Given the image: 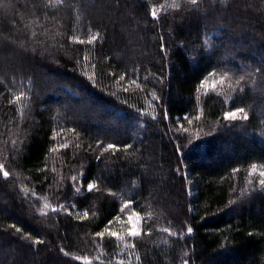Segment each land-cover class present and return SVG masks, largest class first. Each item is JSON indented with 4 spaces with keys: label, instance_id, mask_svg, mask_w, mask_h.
Instances as JSON below:
<instances>
[{
    "label": "trees",
    "instance_id": "1",
    "mask_svg": "<svg viewBox=\"0 0 264 264\" xmlns=\"http://www.w3.org/2000/svg\"><path fill=\"white\" fill-rule=\"evenodd\" d=\"M261 172L264 0H0V264H264Z\"/></svg>",
    "mask_w": 264,
    "mask_h": 264
},
{
    "label": "snow or ice",
    "instance_id": "2",
    "mask_svg": "<svg viewBox=\"0 0 264 264\" xmlns=\"http://www.w3.org/2000/svg\"><path fill=\"white\" fill-rule=\"evenodd\" d=\"M192 2L195 3L196 0H192ZM156 15H157L156 11H153V12H152V16H153V17H156ZM95 39H96V37H92V40H95ZM81 42H83V41H81ZM90 42H91V41H89V43H90ZM18 99H19V98H18ZM242 112H243V109H238L237 111L228 112V113H226V115H225V119H229V118H231V119H235V118L237 117V115H238L239 113H242ZM244 118H245V119L247 118L246 115L244 116ZM107 148H108V149H113V148H115V146H114V145H108ZM3 174H4V176H7V175H8L7 172H4ZM260 175H261L262 177H264V172H261ZM73 179H75V178H73ZM260 184L264 185V179L260 180ZM94 187H95L94 184H89V185H88V189H89L90 191H91ZM128 206H129L128 204H125V207H128ZM45 207H47V205H45ZM54 211H55V209H54ZM138 215H139V214H135V213L129 215V216H128V220H129V222H132V221L134 220V217H138ZM85 216H87V213H85ZM189 232H191V229H189ZM109 234H110L111 236H113V237H117V235H118L116 232H110ZM138 234H139V229L137 228L136 223H132V226L128 229V235H130V236H132V237H135V236H137ZM97 235L100 236V237H103V236L105 235V233H104V232H101V233H98ZM118 238L121 239V240H123V237H118Z\"/></svg>",
    "mask_w": 264,
    "mask_h": 264
},
{
    "label": "rangeland",
    "instance_id": "3",
    "mask_svg": "<svg viewBox=\"0 0 264 264\" xmlns=\"http://www.w3.org/2000/svg\"><path fill=\"white\" fill-rule=\"evenodd\" d=\"M132 223H136V222H132Z\"/></svg>",
    "mask_w": 264,
    "mask_h": 264
}]
</instances>
